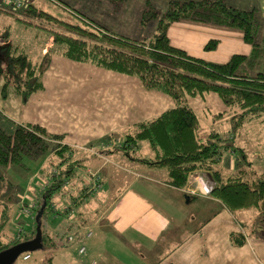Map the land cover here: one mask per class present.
<instances>
[{
  "label": "trees",
  "instance_id": "trees-1",
  "mask_svg": "<svg viewBox=\"0 0 264 264\" xmlns=\"http://www.w3.org/2000/svg\"><path fill=\"white\" fill-rule=\"evenodd\" d=\"M67 11L74 20L59 18L36 6L33 0L18 9L0 7V14L13 16L22 23L18 28L19 36L13 35L10 29H0V97H16L26 102L32 94L42 90L43 75L53 56L137 77L146 89L170 96L174 105L152 120L132 125L124 133L123 145L112 149L131 158L130 152L138 148L140 140L145 139L152 156L131 159L151 168L165 169L168 184L176 189H183L190 175L201 171L210 185V197L231 213L254 209L263 223L264 171L253 169L255 164L246 161L245 153L234 140L235 132L264 114V13L257 7L240 9L224 0H172L165 13L158 15L152 12V17L159 16L153 37L136 40L108 31L77 10L68 8ZM182 18L239 28L250 50L247 54H233L223 63L192 56L173 45L168 36L170 24ZM48 37L52 38L51 44L42 54L40 51L46 46ZM209 44H214V41L207 43L205 48ZM208 91L217 94L225 106L224 111L212 115L213 119L230 117L232 120L228 133L215 130L200 132V119L190 106L189 98ZM3 122L0 109V167L16 166L20 170H30L23 163L24 159L34 161L38 156L31 159L33 155L43 156L52 152L58 161L50 162L49 168L53 167L55 173H49L39 185H35L37 197L29 196L22 201L21 210L27 209L34 219V225L28 232H17L14 239L4 234L10 222V210L4 201H0V253L34 239L39 213L41 247L54 248L56 239L42 230L40 219L51 213L56 218L69 216L74 208L81 213L87 196H93V193L90 195L93 183L87 185L89 195L80 190L76 196L73 188L63 191V187L76 177L84 182L83 175H78V172L86 171L87 167L82 166L81 161H72V149L57 144L62 135L49 133L36 123L12 124V133H8ZM238 151L242 153L244 165L236 163L235 159L234 173H221L214 168L225 154H237ZM247 169L251 172L247 173ZM98 177L100 179V175ZM100 184H103L101 179ZM101 190L102 187L97 194ZM58 196H67L71 201L64 211H60L58 206L54 209V200ZM80 227L70 221L59 236H64L68 245L79 239L89 240L93 235L91 230L87 226L79 231ZM88 232H91L89 238L86 237ZM68 238L71 241L68 242ZM230 241L235 246H242L245 238L241 232H236L230 234ZM82 246L85 252L80 254ZM86 252L87 247L81 242L76 253L84 256ZM24 255L30 258L28 252L21 256ZM40 264H54L53 258L48 257Z\"/></svg>",
  "mask_w": 264,
  "mask_h": 264
},
{
  "label": "rangeland",
  "instance_id": "rangeland-1",
  "mask_svg": "<svg viewBox=\"0 0 264 264\" xmlns=\"http://www.w3.org/2000/svg\"><path fill=\"white\" fill-rule=\"evenodd\" d=\"M171 1L125 0V3H121L120 1L115 2L111 0H33V3L59 18L69 20L71 18L74 20V17L67 11L68 8H71L89 17L108 31L131 39L149 40L156 32L159 19V16L156 18L152 17V12H157V14L159 13L158 15L165 13L171 7ZM224 1L235 4L242 9H251L257 4V0ZM0 7L7 8L4 5V0H0ZM24 17L29 18L26 15ZM33 20L38 21L37 19ZM178 21H174L171 27V30H173L170 31L171 43H184L196 47L200 41H203L202 45L205 52L201 51V48H192L190 53H200L207 61L223 63L233 53H245L249 51L248 44L244 45L245 48L236 47L237 44L242 43L241 30L239 28L223 27L225 31H222V34L224 32L228 34L233 32L232 34L239 36L234 37L233 46L228 44V42H214V44H209V47L205 48V45L211 42L210 38L205 39L201 34L192 32H181L183 27L188 26ZM21 24L13 16L5 13L0 14V29H10L13 35L19 36L17 33H19L18 28ZM213 33L219 34L217 31H213ZM51 40L52 38L48 37L45 44L50 46ZM47 47L45 46L43 50ZM216 102L223 108L221 99L211 91L189 98V104L195 113L200 114L201 133H208L212 130L220 133L231 131L232 120L230 117L213 119V114L210 112H218L220 110L217 108L218 104L216 105ZM197 107L201 108V110H198ZM263 119L264 114L259 119L246 123L240 130L235 132L236 137L234 140L235 145L245 153L246 161L253 162L255 164L253 169H256L258 172L264 171V163H261L264 160ZM3 123L6 125L4 129L8 133H12L10 125L7 122ZM124 135L114 136L115 140H111V135H108L102 141H111L112 146L123 145ZM119 150L117 149V151ZM54 156L52 152L43 156L35 154L31 157V159L37 157L34 161L24 159L23 163L30 169L26 171L22 168L20 170L16 166L0 167V201H4L10 210V222L4 230V234L8 237L13 238L17 232H28L33 227L34 219L31 218L30 213H26L27 209L21 210V204L29 196L37 197V186L35 185H39L40 181H43L44 176L54 171L53 167H51L52 169L49 168L52 160L54 163L58 161ZM83 156L85 155L79 156L73 154L72 161H80L79 158ZM148 156L151 157L152 155L149 151L148 141L145 139L140 140L138 148L130 152V157L135 159L146 158ZM117 157L122 158L121 154ZM241 157L242 153L239 151L237 154L227 153L222 157L218 166L214 168L221 173H228L229 170L233 171L235 159L236 163L240 162L241 165H244ZM112 160L116 161L115 158H112ZM122 160L123 163L119 164L121 169H117V172L114 174L113 184L105 183L101 193L87 196L86 204L83 206V201V204L80 206V208L83 206L81 213L77 208H74L71 210L69 216H59L56 218L51 213L40 219L42 230H45L53 240L56 239V246L54 248L44 247L42 249L40 247L33 252H29L30 258L28 260H23L26 255L19 256L14 264H40L48 257L53 258L54 264H152V262H155V260L144 258V250H146L147 255L148 249L151 248V244L147 240L139 237L138 239L136 238L135 243H132L131 240H134V238L130 234H125V241L120 242L121 236L118 231L122 228L125 229L130 223L132 225L134 220L129 216L131 205L133 204L130 197L135 191L134 183L138 182V188L143 190V194L148 196V199L154 198L152 195H156L160 191L172 193V195L173 191L162 186L159 181L144 182L141 174L132 170L135 166L130 164L126 158H122ZM246 171L247 173L251 172L248 169ZM95 173L100 175L99 171H94L90 168H87L84 172L79 171L78 175H83L84 182L82 178H80V181L76 177L69 181L68 186L63 187V191H69L73 188V195L77 196L80 190L88 192L89 195L90 192L87 185L93 183L94 178L92 175ZM197 173L194 172L191 175L192 178L200 176L204 179L203 176ZM200 173L202 172L200 171ZM24 175H26V178ZM100 179L102 181L101 176ZM191 181L192 179L188 182L190 189L195 187L191 186L193 182ZM70 185L72 186L69 187ZM101 187H103V184H101ZM207 189L208 191L204 196L210 197V185H208ZM102 193L107 194L106 200H100ZM90 195H92V192ZM7 197H10V200ZM60 197L58 196L54 200V209L56 210V206H58V208H61L60 211H64L62 207L67 202L71 203V201L67 196ZM211 199L212 201L198 198L187 205L181 204L183 217L181 221L185 222L186 229L184 232L176 235L178 239H175V237L171 239L168 235V244L163 246L160 243L161 249L159 252L164 254L161 264H264V222L261 223L259 221L256 211L254 209L244 210L243 212L241 211L243 213L241 216L240 212L231 213L218 200L212 197ZM107 206H110V208H107ZM72 216L74 217L72 218ZM70 221L74 222V224L78 223L81 226L79 231L88 226L93 236L86 241L79 239L71 245L65 244L64 236L59 235H62L63 230L67 228ZM232 232H241L243 234L245 238L244 245L235 246L231 243L229 235ZM81 242L87 247V252L84 256H78L76 253L77 246ZM138 243H141L140 251L136 247ZM222 252L225 254L227 252L230 260H232L233 256V262L225 259L226 257L223 256ZM243 253L245 259L242 257Z\"/></svg>",
  "mask_w": 264,
  "mask_h": 264
},
{
  "label": "crops",
  "instance_id": "crops-1",
  "mask_svg": "<svg viewBox=\"0 0 264 264\" xmlns=\"http://www.w3.org/2000/svg\"><path fill=\"white\" fill-rule=\"evenodd\" d=\"M120 2L125 3V0ZM227 4L237 7L235 4ZM255 7L264 13V0H257ZM178 22L188 26L183 27L181 32L201 34L205 39L210 38L214 42H228L233 46L234 37L238 36L232 34L233 32L222 34V31H225L223 27H226L222 25L187 18H182ZM173 23L168 27L169 39L170 31H173L171 30ZM213 31H217L219 34H215ZM202 42L200 41L196 47L184 43L172 44L184 49L192 56L206 60L200 53H190L192 48H201L200 50L205 52ZM246 44L242 39V43L237 44L236 47L245 48ZM46 46L49 47V45ZM48 47L40 52L43 54ZM248 52L233 54H247ZM1 84L0 77V87ZM43 85V89L32 94L26 102L16 97L1 98L0 109L4 121L10 125V129L12 124L36 123L43 126L49 133L62 135V139L56 141L57 144L69 147L75 155H85L79 158L82 166L99 171L103 183L102 188L105 183L113 184L114 174L117 169H121L119 164L123 163L122 158H126L130 164L135 166L132 170L141 174L144 182L159 181L162 186L172 190L173 195L160 191L158 194L152 195L154 198L148 199V196L143 194V190L138 188V182L134 183L135 191L130 197L133 204L129 214L130 218L134 220L132 225L130 223L125 229L122 228L118 231L121 236L120 242L125 241V234H130L134 238L131 240L132 243H135L139 237L147 240L151 244V248L148 249L147 255L144 250V258L155 260L152 264H161L164 254L159 252L160 243L165 246L169 241L168 235L171 239L173 237L178 239L176 235L186 229L185 222L181 221L183 218L181 204L187 205L198 198L212 201L211 197L204 196L206 195L204 189L208 187V183L200 176L192 178V173L188 182L192 179L191 186H195L194 188L190 189L188 182L184 189L173 188L168 184L165 169L151 168L141 164L123 155L122 152L114 151L111 141H102V139L111 135V140H115L114 136H121L132 125L156 118L163 111L173 107L172 98L164 93L146 89L137 77L89 63L73 61L62 56L52 57L50 65L43 75ZM217 104L218 102H216ZM217 108L220 109L218 112L225 110L224 104L223 108L220 104L217 105ZM197 109L201 110L199 107ZM196 114L198 115L197 112ZM198 116L200 118V114ZM120 154L122 158L117 157ZM112 158H115L116 161H113ZM235 169L236 167L233 171L229 170L228 173H234ZM197 174L201 175L200 172ZM107 197L106 193H102L100 200H106ZM241 214L243 213L240 212ZM140 246L141 243L136 245L138 251L141 249ZM222 253L226 257L225 259H229L227 252L226 254ZM242 257L245 259L244 253ZM230 261L233 262V256Z\"/></svg>",
  "mask_w": 264,
  "mask_h": 264
},
{
  "label": "water",
  "instance_id": "water-1",
  "mask_svg": "<svg viewBox=\"0 0 264 264\" xmlns=\"http://www.w3.org/2000/svg\"><path fill=\"white\" fill-rule=\"evenodd\" d=\"M40 215L41 213H39L36 217L37 227L34 239L30 242L19 244L18 246L12 247L6 251L1 252L0 264H14L18 257L22 254L26 252H33L41 247V230L40 223L38 222V218L40 217Z\"/></svg>",
  "mask_w": 264,
  "mask_h": 264
},
{
  "label": "built area",
  "instance_id": "built-area-1",
  "mask_svg": "<svg viewBox=\"0 0 264 264\" xmlns=\"http://www.w3.org/2000/svg\"><path fill=\"white\" fill-rule=\"evenodd\" d=\"M32 0H4V5L14 8V9H18L21 8L22 6H24L25 4L31 2ZM53 173H55V171H53ZM93 179V184H92V188L91 191L93 194L97 193L100 189H101V184H100V179L98 177V175L95 173L92 175ZM68 186V184H66ZM69 203L67 202L65 206H63L62 210H66L68 208ZM32 207V206H31ZM27 214H29L28 211H26ZM91 236V232H88L86 234V237H90ZM71 241V238H68V242ZM85 252V247L82 246L79 249V253L83 254ZM29 257L26 255L23 260H27Z\"/></svg>",
  "mask_w": 264,
  "mask_h": 264
},
{
  "label": "clouds",
  "instance_id": "clouds-1",
  "mask_svg": "<svg viewBox=\"0 0 264 264\" xmlns=\"http://www.w3.org/2000/svg\"><path fill=\"white\" fill-rule=\"evenodd\" d=\"M204 191H205V193H206V192L208 191V189H207V188H205V189H204Z\"/></svg>",
  "mask_w": 264,
  "mask_h": 264
}]
</instances>
